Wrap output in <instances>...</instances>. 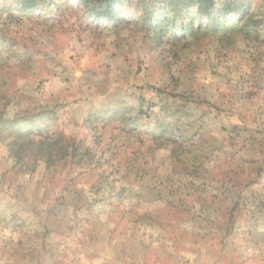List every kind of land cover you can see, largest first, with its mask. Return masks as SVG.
Wrapping results in <instances>:
<instances>
[{
    "label": "clouds",
    "instance_id": "1",
    "mask_svg": "<svg viewBox=\"0 0 264 264\" xmlns=\"http://www.w3.org/2000/svg\"><path fill=\"white\" fill-rule=\"evenodd\" d=\"M0 264H264V0H0Z\"/></svg>",
    "mask_w": 264,
    "mask_h": 264
},
{
    "label": "trees",
    "instance_id": "2",
    "mask_svg": "<svg viewBox=\"0 0 264 264\" xmlns=\"http://www.w3.org/2000/svg\"><path fill=\"white\" fill-rule=\"evenodd\" d=\"M0 127H2V125H0Z\"/></svg>",
    "mask_w": 264,
    "mask_h": 264
}]
</instances>
